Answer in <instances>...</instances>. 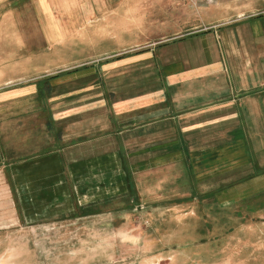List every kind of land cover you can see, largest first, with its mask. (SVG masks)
I'll list each match as a JSON object with an SVG mask.
<instances>
[{"label":"crops","instance_id":"obj_1","mask_svg":"<svg viewBox=\"0 0 264 264\" xmlns=\"http://www.w3.org/2000/svg\"><path fill=\"white\" fill-rule=\"evenodd\" d=\"M175 5L0 0V264L73 220L127 230L139 264L253 231L264 11L185 28Z\"/></svg>","mask_w":264,"mask_h":264},{"label":"rangeland","instance_id":"obj_2","mask_svg":"<svg viewBox=\"0 0 264 264\" xmlns=\"http://www.w3.org/2000/svg\"><path fill=\"white\" fill-rule=\"evenodd\" d=\"M169 2L176 4V10L168 11V16L178 22L183 21L185 28H190L196 12L201 20L224 21L264 11V0H169ZM259 214L260 219L248 223V226L254 227L253 231L237 232L232 235L219 234L224 227V221L219 220L216 235L184 236V246L191 244L190 246L202 248L199 251L187 249L180 252L185 260H191L185 262L182 259V264H264V207ZM107 220L97 226L94 225L95 220L89 219L88 223L85 220L81 222L73 220L66 234L45 233L35 236L36 240L32 241L33 247L27 251L14 252L11 264H139L143 257H149L153 253L141 252V245L132 243L134 238L129 236L127 230H122L121 227L118 229L117 226L113 230L112 221ZM8 243L13 247L21 246L20 239L9 238ZM152 262L170 264L172 259L157 257Z\"/></svg>","mask_w":264,"mask_h":264}]
</instances>
